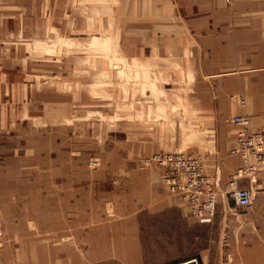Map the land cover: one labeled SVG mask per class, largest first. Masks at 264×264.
<instances>
[{"label": "crops", "instance_id": "crops-1", "mask_svg": "<svg viewBox=\"0 0 264 264\" xmlns=\"http://www.w3.org/2000/svg\"><path fill=\"white\" fill-rule=\"evenodd\" d=\"M69 5L70 0H0V135L5 134L9 119L22 117L23 104L31 101L23 97L24 88L34 94L41 66L48 71V104L51 99L55 103L67 98L65 90L60 91L56 84L51 98L50 79H55L56 64L48 60L53 55L48 41L76 37L71 35L70 17L65 10ZM79 6H87V1L79 0ZM89 6H93L95 21L101 23L97 14L102 15V3L95 0ZM124 14L125 37L130 42L126 63L135 75H143L140 80H132L130 87L141 88L144 93L154 90L159 105L173 104L174 118L192 120L180 123L183 132L175 147L182 150L170 152L191 153L194 143L199 142V129H206L210 138L200 139L205 150L201 156L191 154L200 157L205 172L220 189L217 207L224 199L233 200L226 191L237 169L246 163L240 154L232 152L240 127L230 123L229 118L247 115L250 129L264 134V0H125ZM66 65L60 66L65 70ZM151 70L158 74L150 76ZM69 80L63 74L53 81L66 87ZM232 94L244 97V106L232 100ZM187 144L192 151H183ZM262 166L253 177L244 174L238 180L239 186L247 188L241 185L244 180H256L264 189ZM132 167L127 180L128 206L120 215L97 205L87 206L83 194L98 192L96 186L86 192L80 190L78 200L69 198L71 209L64 200L56 211L54 201L48 198L46 264H181L191 259L198 264L219 263L212 257L218 254L212 242H173L178 227L190 231L210 223H200L190 216L183 200L164 183L162 168H145L140 161ZM76 208L78 222L72 219L68 223L67 211ZM220 209L223 214L229 212L226 207ZM56 216L57 237L63 238L70 226L77 234V242H55ZM90 216L91 225L83 230ZM160 225L165 226L168 241L148 252L159 254L161 260L147 261L143 229L154 232ZM259 250L262 260L264 247Z\"/></svg>", "mask_w": 264, "mask_h": 264}, {"label": "rangeland", "instance_id": "rangeland-1", "mask_svg": "<svg viewBox=\"0 0 264 264\" xmlns=\"http://www.w3.org/2000/svg\"><path fill=\"white\" fill-rule=\"evenodd\" d=\"M86 1L87 6L82 7L79 0H70L65 7L71 35L84 37L48 41L53 47L48 60L56 64L55 79H50L51 98L56 84L60 91L65 90L66 103H53L51 99L48 104V71L41 66L34 94L24 88L23 97L31 101L23 104L22 117L9 119L5 134L0 135V264H46L49 197L56 211L64 200L71 209L69 198L78 200L82 196L80 190L86 192L96 186L98 192L83 194L87 206L97 205L120 215L128 206L127 180L132 165L140 161L144 167L142 160L159 150H182L175 147L183 132L180 123L192 121L174 118L173 104L159 105L151 88V93H144L141 88L130 87L132 80H140L143 75H135L126 63L130 42L125 37V0H99L103 10L97 18L101 23L95 21L93 6H89L95 0ZM63 63L67 64L65 70L60 66ZM155 73L148 72L150 76ZM63 74L70 79L66 87L53 81ZM205 132L206 129H199L194 151L187 148L188 144L183 151L202 154L205 149L200 139L210 138ZM142 146L148 149L141 150ZM241 185L251 191L248 206L224 199L218 204L213 222L199 224L190 231L178 227L173 242H212L218 251L212 256L219 261L217 264H264L259 250L264 247V189L256 180H244ZM223 207L228 208L227 214L221 212ZM78 211H67L68 223L72 219L78 222ZM91 218L83 230L89 228ZM57 224L56 216L55 242H77V234L70 226L63 238L57 237ZM165 230L162 225L154 232L143 229L147 261L161 260L159 254L148 252L168 241ZM52 235L51 231V242ZM37 242H41L40 246L33 247Z\"/></svg>", "mask_w": 264, "mask_h": 264}, {"label": "built area", "instance_id": "built-area-1", "mask_svg": "<svg viewBox=\"0 0 264 264\" xmlns=\"http://www.w3.org/2000/svg\"><path fill=\"white\" fill-rule=\"evenodd\" d=\"M232 100L245 104V99L232 95ZM230 123L240 127L236 147L233 153H238L246 165L238 168L230 181L226 193L239 206L251 203V191L240 187L238 180L244 174H252L264 164V134L250 129V118L237 114L229 118ZM144 167H161L162 178L170 192L180 197L190 216L200 223H211L216 216L219 188L212 177L205 172L200 157L191 153L158 151L143 160Z\"/></svg>", "mask_w": 264, "mask_h": 264}, {"label": "water", "instance_id": "water-1", "mask_svg": "<svg viewBox=\"0 0 264 264\" xmlns=\"http://www.w3.org/2000/svg\"><path fill=\"white\" fill-rule=\"evenodd\" d=\"M181 264H198L197 260L196 259H191L189 261H186V262H183Z\"/></svg>", "mask_w": 264, "mask_h": 264}, {"label": "bare ground", "instance_id": "bare-ground-1", "mask_svg": "<svg viewBox=\"0 0 264 264\" xmlns=\"http://www.w3.org/2000/svg\"><path fill=\"white\" fill-rule=\"evenodd\" d=\"M161 151H163V150H161ZM167 152H169V151H167ZM156 153V152H155Z\"/></svg>", "mask_w": 264, "mask_h": 264}]
</instances>
